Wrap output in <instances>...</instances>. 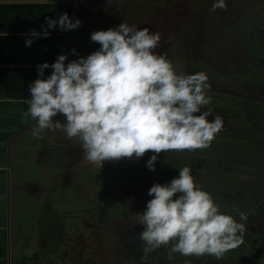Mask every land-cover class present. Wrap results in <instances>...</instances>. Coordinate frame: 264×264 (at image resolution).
Returning <instances> with one entry per match:
<instances>
[{
	"label": "rangeland",
	"instance_id": "1",
	"mask_svg": "<svg viewBox=\"0 0 264 264\" xmlns=\"http://www.w3.org/2000/svg\"><path fill=\"white\" fill-rule=\"evenodd\" d=\"M226 3V10L212 12V0L75 1L73 23L78 19L81 24L73 29L70 46L74 40L72 49L81 52L80 56L100 48L90 40L92 32L115 29L122 22L158 31L161 46L155 51L167 52L178 74H207L212 103L201 110L210 108L219 114L223 127L203 150L158 154L154 171L146 167L152 152L142 158L105 161L98 170L86 162L76 139L70 141L63 131H53L54 158H48L50 153L42 155L44 147L30 160L36 159L40 175L49 172L44 182L50 181L51 188L47 191L45 185L38 186L32 193L35 197L16 211L23 228H32L28 241L31 251L37 250L39 257H46L40 249L41 242L48 243L47 256L53 254L54 264H79L82 256L85 264H165L166 258L159 251H166L171 244L145 256L139 240L143 226L136 214H142L152 199L148 190L154 183L168 184L178 178L179 169L188 166L195 183L210 193L220 211L245 225L242 243L247 245L235 249L238 263L229 256L231 250L222 262L248 264L250 250L257 248L264 259V196H256L252 206L241 212L246 219L232 209L240 206L238 199L246 190L259 186L258 191L264 192V147L248 141L256 138L246 116L252 115L253 108L262 111L253 119L264 121V0ZM71 61L73 58L66 59L65 65ZM53 121L63 123L66 118L58 114ZM247 132L250 136L245 137ZM260 133L264 139V131ZM204 157L209 160L206 174L192 166ZM23 196L26 198L25 191ZM253 209L256 212L251 214ZM175 261L174 264H190L183 256ZM26 262L31 260L23 261Z\"/></svg>",
	"mask_w": 264,
	"mask_h": 264
},
{
	"label": "clouds",
	"instance_id": "2",
	"mask_svg": "<svg viewBox=\"0 0 264 264\" xmlns=\"http://www.w3.org/2000/svg\"><path fill=\"white\" fill-rule=\"evenodd\" d=\"M217 9L226 10V0H212L211 11ZM80 24L62 13L57 20L46 18L42 35H49L48 28L67 31ZM37 35L31 30L32 37ZM90 40L100 48L86 58L65 65L66 56L60 55L51 65H38L40 77L49 67L52 72L29 85L31 98L26 100L24 115L36 123L34 137L63 131L68 140L80 143L84 159L98 170L105 161L142 158L152 152L146 167L154 171L162 152L203 150L211 145L223 119L213 116L210 108L201 110L212 103L208 76L178 74L168 53L155 51L161 46L158 31L122 22L115 29L92 32ZM32 42L27 39L25 46ZM58 114L66 122H54ZM148 195L152 199L145 211L136 214L143 226L139 240L145 256L171 244V253L220 260L243 242L245 225L220 211L210 193L195 183L188 166L179 169L178 178L170 183H154ZM241 219H246L243 214Z\"/></svg>",
	"mask_w": 264,
	"mask_h": 264
},
{
	"label": "crops",
	"instance_id": "3",
	"mask_svg": "<svg viewBox=\"0 0 264 264\" xmlns=\"http://www.w3.org/2000/svg\"><path fill=\"white\" fill-rule=\"evenodd\" d=\"M55 1L57 0H0V159L3 161L0 163V251L4 250L3 259L6 264H24L25 259L31 260L25 264H54L53 254L47 256L48 243L41 242V255L45 251L46 257H39L37 250L31 251L28 248L32 228H23L24 225L20 223L22 220L16 213L19 206L25 208V203L35 197L32 193L38 186L45 185L47 191L51 188L50 181L44 182L49 172L48 174L45 172V176L42 174L44 176L42 177L38 172L36 159L34 162L30 160L44 147L45 149L41 150L42 155L44 152L50 153L48 158H54L55 149H51V146L55 145L51 140L54 133L45 131L43 139H37L32 135L36 126L33 119L21 127L16 128L15 125L26 120L27 116L24 115L28 109L26 100L30 99L27 96L31 97L29 85L37 78L48 77V68L44 70L43 77H40L37 67L51 58L57 45L52 36L42 35L46 27V18L54 20V9L48 5L40 7L39 4H50ZM62 1L71 2L76 14V0ZM40 12L45 15L39 16ZM74 14L71 17L72 22ZM31 30H35L39 35L32 37ZM72 30L66 31L61 51L52 63L47 64H53L60 55H65L66 59L73 58L74 61L82 57L79 51L75 50L73 54L72 46L76 44L74 40L70 46L74 33ZM27 39L33 41L30 47L25 46ZM20 67L28 69L27 72ZM59 163L61 164L60 161ZM24 191L26 198L23 196ZM17 220L20 223L19 228ZM234 252L235 249L229 253L231 258ZM80 260L79 264H85L83 256ZM211 260L217 259L204 255L197 257L195 264H214ZM226 262L216 264H228ZM235 262L238 263V260ZM252 262L257 263L253 259Z\"/></svg>",
	"mask_w": 264,
	"mask_h": 264
},
{
	"label": "flooded vegetation",
	"instance_id": "4",
	"mask_svg": "<svg viewBox=\"0 0 264 264\" xmlns=\"http://www.w3.org/2000/svg\"><path fill=\"white\" fill-rule=\"evenodd\" d=\"M253 90V89H252ZM228 96V94H227ZM249 97H252L249 96ZM248 98V97H247ZM228 108H230L227 104H225ZM252 111V115L250 116L248 113H247V117L249 118L248 122H249V125L253 127V129H250V132H254V138L256 139H249L248 141L251 142V144H254L255 146L257 147H264V139H263V133H260L261 131L263 132L264 131V121L262 120H254L253 118L256 116V115H260L262 111H258V110H255V109H251ZM239 113H236V115H238ZM213 116H215V114L213 113ZM209 120H212L213 118H208ZM252 132V134H253ZM250 136V133L247 132V136L245 137H248ZM241 139H244V137H241ZM246 140V139H245ZM212 148H215L214 146H212ZM192 160V159H190ZM209 160L207 159V157H204L202 158L201 160H199V163L196 161L194 164H192V161H190V164H192V166H196L197 170H200V171H203L204 173L207 172V166H206V163L208 162ZM214 161V160H213ZM189 162V161H188ZM187 162V163H188ZM228 163V162H227ZM240 164V166H242V162H238ZM230 165V168L232 167L231 164ZM206 174V173H205ZM207 179V177H205ZM216 185V184H215ZM217 188V186H216ZM249 188V187H248ZM260 190L259 189V186L255 187L254 189H249V190H246L245 192H247L246 194L244 195H241V198L238 199V201H240V206L239 207H234L232 209H234L235 211H237L238 213L241 214L242 211L246 210L245 208H249L250 206H252V203H253V200L256 196H264V192H261V191H258ZM263 190V188H262ZM251 214H253L254 212H256L255 209L251 210ZM227 213V211H226ZM247 213V212H246ZM239 214V215H240ZM244 243H241L240 245H243ZM244 245H247V243H245ZM171 248V246L167 247L166 251H163L164 249H162L160 252V254L166 258V263L165 264H174V262H176L175 260H177L179 257H182L183 255L179 254V253H175L174 255H170L172 254L169 249ZM241 248V247H240ZM239 248V250H240ZM244 249H250V248H245L243 247ZM242 248V249H243ZM237 251L238 249L235 248ZM236 251V253L233 255V259L234 261H236V258H234V256L238 253ZM251 254H249V258H251L250 260V263L248 264H264V259L262 258V254H260V250L259 248L255 249L254 252L251 251ZM253 258H252V256ZM239 256V254H238ZM185 259H187L189 261L190 264H195L196 263V258L197 256H183ZM232 259V260H233ZM252 259L257 261V263H254L252 262ZM263 259V260H262ZM223 260V259H222ZM222 260L219 261V260H211L212 262H214V264L216 263H222ZM233 261V262H234ZM226 262V260H225Z\"/></svg>",
	"mask_w": 264,
	"mask_h": 264
},
{
	"label": "trees",
	"instance_id": "5",
	"mask_svg": "<svg viewBox=\"0 0 264 264\" xmlns=\"http://www.w3.org/2000/svg\"><path fill=\"white\" fill-rule=\"evenodd\" d=\"M46 5H48L49 7H52L54 9V20H57L58 17L62 14V13H67L68 16L72 17V15L74 14L75 12V9L73 8V5L71 2H63L62 0H57L55 1L54 3H50V4H39L40 7H45ZM44 13L43 12H40L39 13V16L40 15H43ZM45 15V14H44ZM47 31L49 32V35L48 36H52L53 39L56 41L57 45H56V48L53 52V54L51 55V58L46 60V63H52L53 60L55 59L56 55L61 51L62 49V45H63V42H64V39H65V34H66V31L65 30H62L60 29L59 27H53V28H48ZM50 38V37H48ZM21 68V67H20ZM21 70L23 71H26L28 69H25V68H21ZM51 67H49L47 69V75L50 76L51 74ZM48 78V77H47ZM28 98H31L29 96H27ZM32 118L30 116H27L26 117V120L24 121H21V122H18L15 126L16 128L18 127H21L23 126V124H25L26 122H29ZM1 150H3V148H1ZM3 161H0V163H2ZM4 192V190H3ZM3 256H4V250H1L0 251V264H6L5 260L3 259Z\"/></svg>",
	"mask_w": 264,
	"mask_h": 264
}]
</instances>
